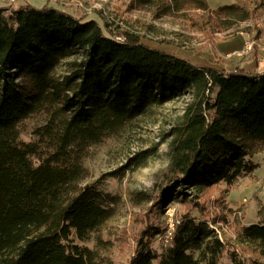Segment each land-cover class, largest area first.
<instances>
[{"label":"trees","instance_id":"1","mask_svg":"<svg viewBox=\"0 0 264 264\" xmlns=\"http://www.w3.org/2000/svg\"><path fill=\"white\" fill-rule=\"evenodd\" d=\"M41 1L8 12L0 5V264H96L94 250L78 241L114 215L118 198L84 183L89 148L183 96L182 115L167 133L166 183L156 205L178 193L184 213L161 252L150 245L161 228L147 224L126 264H223L224 251L234 261L205 207L183 189L232 184L256 168L253 157L264 150V70L227 69L218 60L194 65L134 33L115 34L104 21ZM164 2L155 4V18L197 10L217 30L252 17L236 3ZM33 116L42 124L23 141L20 125ZM194 208L202 219L190 216ZM239 239L264 257V222L243 226Z\"/></svg>","mask_w":264,"mask_h":264},{"label":"rangeland","instance_id":"2","mask_svg":"<svg viewBox=\"0 0 264 264\" xmlns=\"http://www.w3.org/2000/svg\"><path fill=\"white\" fill-rule=\"evenodd\" d=\"M25 1L0 0V5L7 8L8 12ZM30 1L35 5L42 3L41 0ZM48 1L76 17L95 19L103 27L104 21L115 34L127 31L141 36V40L150 47L194 65H208L210 60L216 59L231 69L240 61L252 57L255 47L256 54L264 55V0H208L209 6L213 8L236 3L252 10L250 19L222 30L213 28L212 22L197 10H189L186 16L166 14L155 18V4L164 0H148L145 3L139 0ZM200 22L204 24L203 30L192 25ZM241 32L245 37L244 42L255 41L253 48L243 55L227 53L239 47L240 37L235 35ZM245 67L250 70L255 68L253 65ZM63 71L60 67L56 72ZM186 101L188 96H183L155 106L117 136L107 137L89 148L83 160L89 172L84 183L118 198L114 215L89 240L78 241L80 245L94 250L96 264H126L133 254L138 237L150 223L161 228L150 239L153 249L161 252L171 241H166L163 234L170 222L175 224L176 220L181 219L184 204L178 193L169 201H164L161 207L156 202L166 183L164 176L169 162L167 133L182 115ZM41 124L42 120L37 116L24 120L20 125V139L33 140L32 130ZM146 150L150 151L145 157L136 155ZM253 160L257 164L253 172L239 176L232 184L220 182L201 192L191 187L183 189L186 198H195L205 207L210 227L219 232L226 248L234 251V261L223 252L220 259L223 264H255L257 260L264 261V257H259L250 244L239 239L243 226L264 222V150L256 153ZM138 162L141 165H137ZM177 190L181 191L182 188ZM190 216L195 220L203 218L195 208L190 210Z\"/></svg>","mask_w":264,"mask_h":264},{"label":"crops","instance_id":"3","mask_svg":"<svg viewBox=\"0 0 264 264\" xmlns=\"http://www.w3.org/2000/svg\"><path fill=\"white\" fill-rule=\"evenodd\" d=\"M207 3H208V0H207ZM209 7H211V6H209ZM211 8H213V7H211ZM242 33L243 32H241V34L235 35V36H239L240 37V45H239V47H235V48L231 49L230 51H226L227 53H231V52L238 51V50L241 49L242 44H243V42L245 40V37L243 36ZM256 50H257V47L254 48L252 57L246 59L245 61H240L239 63L235 64L234 66L243 65L245 67L246 65H253V66H255L254 69H256L258 71H263L264 70V55L256 54ZM214 60H216V59H214ZM227 69H229V68H227Z\"/></svg>","mask_w":264,"mask_h":264},{"label":"built area","instance_id":"4","mask_svg":"<svg viewBox=\"0 0 264 264\" xmlns=\"http://www.w3.org/2000/svg\"><path fill=\"white\" fill-rule=\"evenodd\" d=\"M118 39H121L120 37H117ZM255 44V41L253 40H250V41H245L244 44H243V47L241 50H238V51H234L233 54L235 55H243V54H246L247 52H249L253 46ZM180 222V220H176L175 221V224L173 222H170L169 223V227L165 230L164 234H163V238H165L166 241H168V239H172V236H173V232L175 230V226ZM215 229V228H214ZM217 237L223 241L221 235L219 234V232L215 229L214 230ZM224 242V241H223Z\"/></svg>","mask_w":264,"mask_h":264},{"label":"water","instance_id":"5","mask_svg":"<svg viewBox=\"0 0 264 264\" xmlns=\"http://www.w3.org/2000/svg\"><path fill=\"white\" fill-rule=\"evenodd\" d=\"M121 38V37H120Z\"/></svg>","mask_w":264,"mask_h":264}]
</instances>
